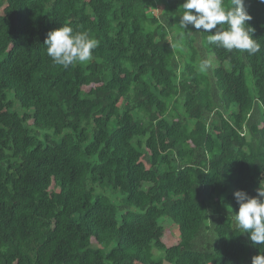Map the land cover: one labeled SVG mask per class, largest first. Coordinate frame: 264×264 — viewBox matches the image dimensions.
<instances>
[{"label":"trees","instance_id":"obj_1","mask_svg":"<svg viewBox=\"0 0 264 264\" xmlns=\"http://www.w3.org/2000/svg\"><path fill=\"white\" fill-rule=\"evenodd\" d=\"M183 2L0 0V264L264 254L233 219L264 186V3L245 0L250 55L180 29ZM62 26L97 41L90 60L53 63Z\"/></svg>","mask_w":264,"mask_h":264},{"label":"clouds","instance_id":"obj_2","mask_svg":"<svg viewBox=\"0 0 264 264\" xmlns=\"http://www.w3.org/2000/svg\"><path fill=\"white\" fill-rule=\"evenodd\" d=\"M181 7L180 29L186 31L189 26L202 29V33L207 34L208 44L228 51H246L251 55L260 50L257 40L252 38L254 29L246 23L252 17L245 0H230L227 5L224 0H184ZM44 45L53 63L67 68L75 62L90 60L97 41L87 32H75L70 26H62L47 34ZM200 67L207 70L209 61L202 60ZM234 198L239 205L238 213L233 217L236 228L248 233L254 245H264V186L261 184L257 189L256 197L236 191ZM251 264H264V254L254 256Z\"/></svg>","mask_w":264,"mask_h":264},{"label":"rangeland","instance_id":"obj_3","mask_svg":"<svg viewBox=\"0 0 264 264\" xmlns=\"http://www.w3.org/2000/svg\"><path fill=\"white\" fill-rule=\"evenodd\" d=\"M211 64L216 67L218 65L216 59L214 57L211 58ZM113 191V190H112ZM107 197H109L111 199V197L113 196V198L111 199V201H113L117 206H119L123 200V196H121V193L120 192H108ZM174 234L176 233L177 235V231L174 230L173 231Z\"/></svg>","mask_w":264,"mask_h":264}]
</instances>
